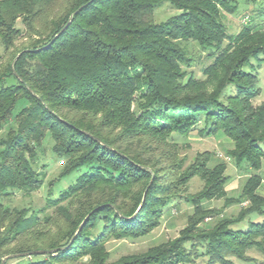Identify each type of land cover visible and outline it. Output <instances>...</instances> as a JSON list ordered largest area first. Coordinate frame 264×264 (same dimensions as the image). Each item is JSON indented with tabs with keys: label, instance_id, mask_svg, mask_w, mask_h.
Listing matches in <instances>:
<instances>
[{
	"label": "trees",
	"instance_id": "obj_1",
	"mask_svg": "<svg viewBox=\"0 0 264 264\" xmlns=\"http://www.w3.org/2000/svg\"><path fill=\"white\" fill-rule=\"evenodd\" d=\"M52 2L0 0L4 52L20 36L16 21L20 18L31 29ZM162 2L178 14L155 23L153 11ZM238 4L239 0H69L65 15L52 21L45 35L7 61L0 69V133L5 130L0 137V199L14 191L30 195L41 188L44 174L35 165L46 137L63 165L59 177L80 167L87 171L39 210L0 202V260L68 245L90 213L67 249L26 257L27 264H70L86 256L89 264H198L202 258L207 264H233V259L253 261L247 255L252 248L264 255V102L253 106L260 94L258 76L254 67L244 71L250 60L264 61V26L254 22L264 15V6L254 9L255 18L248 25L228 34L224 17L235 14ZM83 5L64 32L43 49ZM190 44L210 59L201 70L204 81L184 69L193 60ZM37 49L41 50L23 53L11 69L19 52ZM206 80L210 92L200 85ZM194 132L220 133L231 141L226 157L250 172L236 197L227 196L225 166H210L208 152L197 154L183 172L175 162L171 170L161 167L175 139H187ZM143 138L167 150L158 157L145 156L150 152L134 148ZM194 177L203 186L185 199L192 212L179 237L109 262L106 243L148 235ZM221 198L225 207H239L235 217L203 207ZM48 208H53L52 214H47ZM251 215L260 220L249 221L246 230L232 228ZM206 219L214 222L205 224ZM51 228L57 231L48 236Z\"/></svg>",
	"mask_w": 264,
	"mask_h": 264
},
{
	"label": "rangeland",
	"instance_id": "obj_2",
	"mask_svg": "<svg viewBox=\"0 0 264 264\" xmlns=\"http://www.w3.org/2000/svg\"><path fill=\"white\" fill-rule=\"evenodd\" d=\"M68 2L69 0H53L42 18L32 24L31 29H28L26 26H24L21 23V19L19 18L16 21V28L20 29L21 33L20 36L14 41L13 47L8 52H4L3 47L0 45V55L2 57L0 60V69H2L7 61L9 62L12 56L21 48L38 39L40 35H45L48 31L47 29L50 23L65 15ZM263 6V1L259 2L258 0L255 4L253 2L245 3L243 0H239L236 13L233 15H226L224 17V24L227 28L226 30L228 34H236L242 26L248 25L249 21L255 18L254 9L259 10ZM176 14H178V11L175 8L171 7L166 2H162L154 8L153 21L155 23H162L169 17ZM245 17L248 19L243 22V18ZM254 22L257 24L263 23L262 26H264V15L256 18ZM189 49L190 57L193 60L190 62V66H185L184 69L187 71L188 76L192 75L194 78L204 81L201 70L209 64L210 59L207 58V54L205 52L198 50V48L193 44L189 45ZM258 63L259 62L257 60L252 59L244 67V71L246 72H250L254 67L258 76L257 88L259 89L260 94L252 100L253 106H257L264 102V61L261 64L259 63V66H257ZM200 85L206 92H210L212 90V87L210 84H208L207 80ZM21 106L22 103H20L15 108L14 114L20 110ZM4 134L5 130L0 133V137H2ZM173 144L174 145H170L171 148L169 150V160H165L166 162L162 163L161 167L169 170L171 165L175 162L176 164L181 165L180 172H183L193 164L197 154L208 152L211 156V162L209 164L210 166H213L216 163L225 166L224 173L228 180L226 184V191L227 196L229 197H236L239 194L246 178L250 175V172L245 171L243 168L236 167L231 160H225L227 158L226 153L232 148V143L228 138L220 133L215 136H201L194 132L187 139H175V143ZM51 148L52 142L48 137H46L38 151V160L37 164L35 165L36 171L44 174L43 185L41 188L30 195H23L22 192L14 191V194L11 197L3 200L0 199V202L6 206L10 205L16 208L29 207L34 210H39L44 207L48 201L56 200L61 193L75 184L76 180L87 171L86 167H80L69 174L59 177L63 165L56 155L51 151ZM134 148L136 151L145 149V151L150 152V154H146L145 156L152 155L154 157H158L162 151H165V149L167 150L165 146L150 138H143L140 142L135 143ZM260 174L264 175V172H260ZM51 183L53 185L49 187ZM202 186L203 182L198 177L191 178L184 188L185 192L181 193L178 200L174 202V206L169 208L168 211L162 216L159 226L153 229L148 235L136 239L108 241L105 248L109 253V262H114L125 255L144 253L151 247L178 238L180 231L186 225L187 217L192 212V208L185 199L188 196L198 193ZM261 192L264 194V179L261 186ZM203 207L205 209H211L217 212L220 211L221 216L223 217H235L239 211V207L237 205L225 207L224 200L222 198L210 200L209 202L204 203ZM52 209L53 208H48L47 214H52ZM255 220L260 219H257L255 215H251L243 222L233 225L232 228L234 230H246L248 222ZM213 222L214 219H206L204 221L205 224H211ZM56 231L57 228H51L47 235H54ZM247 255L253 258V261L241 262L233 259V264H264V255H262L258 250L252 248L247 251ZM32 259L38 260V257H32ZM89 262L90 258L86 256L79 261L70 264H89ZM27 263V258H17L14 260H9L7 264ZM198 264H207V259H200Z\"/></svg>",
	"mask_w": 264,
	"mask_h": 264
},
{
	"label": "water",
	"instance_id": "obj_3",
	"mask_svg": "<svg viewBox=\"0 0 264 264\" xmlns=\"http://www.w3.org/2000/svg\"><path fill=\"white\" fill-rule=\"evenodd\" d=\"M86 5H83L81 7H79L73 14L70 15L69 19H68V22L66 23V25L60 29V31L53 37V39L48 43V45H46L44 48H47L48 46H50L65 30V28H67V26L69 25V23L71 22V19L73 17V15L75 13H77L79 10H81L83 7H85ZM42 49V48H41ZM41 49H37V50H24V51H21L19 52L16 57L14 58V60L12 61L11 63V69H13V64L14 62L23 54V53H35V52H39ZM15 74V73H14ZM16 75V74H15ZM16 77L22 82V80L16 75ZM28 91L34 96L36 97L37 99H39L36 94H34L28 87H27ZM41 102L42 100L39 99ZM93 138V137H92ZM95 141H97L98 143H101L98 139L96 138H93ZM102 144V143H101ZM104 145V144H102ZM144 198H145V193L143 195V198H142V201H141V204L139 206V208L137 209V211L135 212V214L132 216V218L138 213V211L140 210L141 206H142V203L144 202ZM91 214V213H90ZM90 214H88L84 220L81 222V224L78 226V228L76 229V231L74 232L71 240L69 241L68 245L64 246V247H60V248H57V249H53V250H40V251H31V252H27V253H19V254H12V255H8V256H5L3 257L1 260H0V264H6L7 261L9 260H14V259H17V258H26V257H30V256H33V255H44V254H50L52 252H57V251H62V250H65L67 249L73 242V240L75 239L76 235L78 234V232L81 230L82 226L84 225V223L87 221V219L89 218Z\"/></svg>",
	"mask_w": 264,
	"mask_h": 264
},
{
	"label": "built area",
	"instance_id": "obj_4",
	"mask_svg": "<svg viewBox=\"0 0 264 264\" xmlns=\"http://www.w3.org/2000/svg\"><path fill=\"white\" fill-rule=\"evenodd\" d=\"M247 20V18L245 17L244 19H243V22H245ZM225 160H229L228 158H226Z\"/></svg>",
	"mask_w": 264,
	"mask_h": 264
},
{
	"label": "crops",
	"instance_id": "obj_5",
	"mask_svg": "<svg viewBox=\"0 0 264 264\" xmlns=\"http://www.w3.org/2000/svg\"><path fill=\"white\" fill-rule=\"evenodd\" d=\"M261 172H264V171H261Z\"/></svg>",
	"mask_w": 264,
	"mask_h": 264
}]
</instances>
